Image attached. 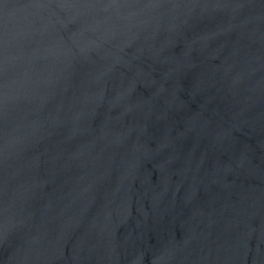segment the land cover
<instances>
[{
  "label": "water",
  "instance_id": "water-1",
  "mask_svg": "<svg viewBox=\"0 0 264 264\" xmlns=\"http://www.w3.org/2000/svg\"><path fill=\"white\" fill-rule=\"evenodd\" d=\"M0 264H264V0H0Z\"/></svg>",
  "mask_w": 264,
  "mask_h": 264
}]
</instances>
